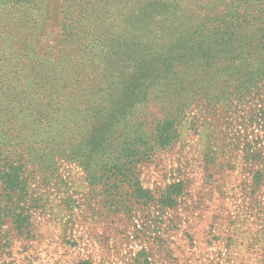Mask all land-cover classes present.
<instances>
[{"label":"rangeland","instance_id":"1","mask_svg":"<svg viewBox=\"0 0 264 264\" xmlns=\"http://www.w3.org/2000/svg\"><path fill=\"white\" fill-rule=\"evenodd\" d=\"M176 1L168 29L136 11L120 25L118 6L67 37L56 0L37 31L0 38L37 50L0 62V264H264V179L253 188L241 147L264 131L245 126L233 82L216 105L177 103L234 45L232 0ZM151 35L166 42L140 43Z\"/></svg>","mask_w":264,"mask_h":264},{"label":"trees","instance_id":"2","mask_svg":"<svg viewBox=\"0 0 264 264\" xmlns=\"http://www.w3.org/2000/svg\"><path fill=\"white\" fill-rule=\"evenodd\" d=\"M52 1L56 0H0V38L5 36L11 38L18 33L21 34L19 36H23L25 33L37 31L41 23L43 24L52 15L54 10ZM57 2L59 4L57 9L60 10L62 16L58 17V24L61 25L62 34L67 35V37H69L67 33L78 31L84 33L91 28L92 30L98 28L101 20L106 18L104 9L119 6L120 9L114 17L120 22V25L121 20L125 22L127 18H132L131 16H134L135 11L158 14L157 19L168 29V17L174 16L178 11L182 13L183 8V2L176 0H129L124 3L125 7L121 14V2L119 0L116 3L113 0H57ZM256 2H263V0H232L227 3L220 17L231 25L225 32H229V40L234 45H230L221 51L222 53L220 50H214V52L223 55L220 54L219 58L223 59L222 61L219 60L220 62L217 61L211 65H202L200 70H191L187 90L190 91V98L187 102H180L179 97L177 99L179 107L190 110L196 106L195 104L199 100L208 102L210 106L216 105L226 98L217 92H222L221 85H224L226 89L224 93H226L229 89L228 83L233 82L236 89V93H234L235 108L238 109L240 106L248 104L252 112L247 121L242 118L247 122L245 126L247 128L255 127V130H259V132L264 131V9L257 10ZM164 14L167 15L166 22L165 18L160 16ZM144 24L138 23L137 26L142 30H147L144 28ZM231 29L241 32H231ZM120 30L121 27L118 28V31H113L110 36L102 37V39L111 38ZM215 37L216 34L214 33L211 39L214 41ZM22 40H24L23 37ZM22 40L20 45L15 47H0V62L12 63V54L14 58L19 57L18 59L21 61L32 62L37 50L33 47H27L26 42L23 43ZM163 41L165 40L154 39L152 35L151 40L148 38L140 39V43L146 46H153V44ZM196 41L198 40L196 39ZM66 47L65 49L69 50L63 49V53L74 49L71 46ZM101 51L105 52L104 49ZM79 52L87 51L80 50ZM230 60L231 62H229ZM178 113V110L174 113L176 121ZM250 135L253 136V139L247 137L241 143V147L245 161L256 168L253 188L257 189L263 184L264 179V135L256 134L253 131ZM173 136L172 141L170 139L164 144L171 142V146L177 138L175 132ZM181 188V184L175 188L178 191L176 194L181 193L183 189ZM143 264H149V260L144 261Z\"/></svg>","mask_w":264,"mask_h":264}]
</instances>
